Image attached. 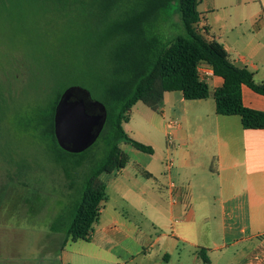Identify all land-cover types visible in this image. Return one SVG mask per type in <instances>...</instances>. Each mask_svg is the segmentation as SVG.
Returning a JSON list of instances; mask_svg holds the SVG:
<instances>
[{
    "label": "crops",
    "instance_id": "obj_1",
    "mask_svg": "<svg viewBox=\"0 0 264 264\" xmlns=\"http://www.w3.org/2000/svg\"><path fill=\"white\" fill-rule=\"evenodd\" d=\"M198 10L209 38L263 82L264 0H200ZM203 70L209 98L166 92L157 111L141 102L133 108L124 128L143 143L151 144L140 131L163 119L174 145L167 166L135 153L125 168L100 177L107 200L89 245L68 241L62 264H264V129L246 130L239 116L218 115L214 91L224 79ZM242 97L264 111L263 95L243 85ZM134 110L148 123L138 134L126 129ZM171 120L177 126L169 128Z\"/></svg>",
    "mask_w": 264,
    "mask_h": 264
},
{
    "label": "trees",
    "instance_id": "obj_2",
    "mask_svg": "<svg viewBox=\"0 0 264 264\" xmlns=\"http://www.w3.org/2000/svg\"><path fill=\"white\" fill-rule=\"evenodd\" d=\"M38 2L46 6V13H53L70 25L58 50L61 59L55 63L57 78L51 75L48 80L53 79L60 86L45 89L37 104L15 116L14 122L21 132L52 144L57 164L62 165L71 181L70 202L51 223L52 232L65 233L64 244L70 240L90 241L107 200L106 185L100 176L117 172L129 163L120 144L125 142L153 154L151 146L133 139L124 128L137 103L157 111L166 92H181L185 100L209 98L210 87L199 71L208 67L224 79L223 86L214 91L217 114L239 116L246 130L264 129V111L245 106L242 97L243 85L264 96V81L257 83L252 71L233 63L224 45L209 38L210 29L200 26V0ZM176 2L184 33L164 40L157 25L163 12ZM51 51L46 54L49 58L53 55ZM70 85L86 87L107 109V120L98 141L80 154L64 151L55 136V108ZM45 95L48 100L41 99ZM2 97L0 88V125L7 114ZM82 167L85 172L77 182L75 173ZM139 172L152 178L143 169Z\"/></svg>",
    "mask_w": 264,
    "mask_h": 264
},
{
    "label": "rangeland",
    "instance_id": "obj_3",
    "mask_svg": "<svg viewBox=\"0 0 264 264\" xmlns=\"http://www.w3.org/2000/svg\"><path fill=\"white\" fill-rule=\"evenodd\" d=\"M177 6L178 2L169 6L158 22L157 29L164 40L184 33ZM45 10L38 0H0V88L7 108L0 125V264H62L61 248L66 235L52 232L51 223L66 209L73 193L71 181L62 165L57 164L52 144L21 132L14 122L15 116L37 104L45 89L60 86L52 78H57L54 69L61 59L58 50L70 25ZM51 49L53 55L49 58L46 54ZM51 75L53 81L48 82ZM47 98L45 95L41 99ZM147 124L134 110L132 124L126 129L137 132V127ZM163 124V119L157 118L156 128L140 131L152 145L139 142L151 146L153 154L125 142L120 148L131 160L137 159L135 153H139L154 164L163 161L166 167L167 150L174 145L165 136ZM84 170L82 167L75 173L77 182ZM100 177L105 178L106 173ZM79 244L89 245L84 240Z\"/></svg>",
    "mask_w": 264,
    "mask_h": 264
},
{
    "label": "water",
    "instance_id": "obj_4",
    "mask_svg": "<svg viewBox=\"0 0 264 264\" xmlns=\"http://www.w3.org/2000/svg\"><path fill=\"white\" fill-rule=\"evenodd\" d=\"M58 99L54 114L58 145L69 153H83L98 141L103 131L106 106L81 85L69 86Z\"/></svg>",
    "mask_w": 264,
    "mask_h": 264
},
{
    "label": "built area",
    "instance_id": "obj_5",
    "mask_svg": "<svg viewBox=\"0 0 264 264\" xmlns=\"http://www.w3.org/2000/svg\"><path fill=\"white\" fill-rule=\"evenodd\" d=\"M199 71H200V75H201V77L203 78V76H204V70H203V67H201V68L199 69ZM175 126H177V121H176V120H171V121H169V123H168V127H169V128H172V127H175ZM167 138H168L169 141L172 140V138L170 137V134H168ZM169 165H172V162H170Z\"/></svg>",
    "mask_w": 264,
    "mask_h": 264
}]
</instances>
